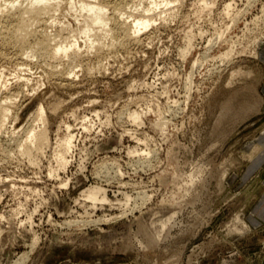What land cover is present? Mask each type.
Segmentation results:
<instances>
[{
  "label": "rangeland",
  "instance_id": "1",
  "mask_svg": "<svg viewBox=\"0 0 264 264\" xmlns=\"http://www.w3.org/2000/svg\"><path fill=\"white\" fill-rule=\"evenodd\" d=\"M56 1L26 47L0 17V103L15 105L0 129V264H264V181L245 177L264 130V0H98L114 18L100 42L78 33L86 4ZM121 11L155 22L132 37ZM45 36L79 51L25 55ZM43 128L31 162L21 144Z\"/></svg>",
  "mask_w": 264,
  "mask_h": 264
},
{
  "label": "bare ground",
  "instance_id": "2",
  "mask_svg": "<svg viewBox=\"0 0 264 264\" xmlns=\"http://www.w3.org/2000/svg\"><path fill=\"white\" fill-rule=\"evenodd\" d=\"M5 1L6 0L3 1L4 3L0 2V17L6 16L5 19H7V17H8V18L14 19L16 21V22L14 21L15 22L14 28H12V30H10V29L9 30L13 34V36H12L10 33V35L14 38V39L12 38V40H14L16 42V45H19L20 47H24L26 45V41L29 42V40H27V39H29L30 36L34 35L35 32H37V30L34 29L35 24H39V22L43 19L44 16L45 17L47 15H51V17L54 16V15H52V12L53 11L55 12L57 9H59V6H60L59 1L53 2V0H24V1L23 0H11L12 2H10L9 4L7 3L8 0L6 2ZM81 1L84 5L86 4L84 7L87 9L85 10V14H84L85 19L83 20L84 21L83 26H82L83 30H82V32L81 31H79V32L77 31V32L84 35L86 42H87V40H90L92 36L95 37L93 39H95L97 42H100L99 40H101V39H99V38H101L100 36L102 34L112 31V28H109V25H110L109 23L114 18L110 17L106 13V7H105L104 3H101L98 0H81ZM162 1L163 0H161V2ZM164 1L166 3L171 4V2L169 0H164ZM176 1H178V0H176ZM156 2L157 3L154 2L155 4H153V3L152 4L153 5L158 4V1H156ZM162 3H164V2H162ZM119 8L120 7H118V9ZM121 8H120V10H122ZM231 8H232L231 3L226 5L225 11L227 14H230ZM115 11L118 13L116 8H115ZM148 11H150V10H148ZM56 12L58 14V11H56ZM121 14L124 16L127 15V13H124L122 11H121ZM47 17H50V16H47ZM116 19H118V18H116ZM130 19H132V20H130ZM154 22H155V19L152 16H147V15L146 16L145 15L144 16H141V15L135 16L134 14H129V15H127V17H124L123 22H120V30H123L124 34L126 33V35L128 34V35L133 37L135 35H139L141 32L148 29L150 26H152L154 24ZM48 24H50V23H48ZM64 26H63V28H66ZM117 26H118V24H117ZM42 29H44V28H42ZM113 33H114V31H113ZM223 35H224V33L220 34V38H222ZM135 37H137V36H135ZM43 38L44 39H42L40 41L37 39L39 42L38 43L35 42L36 43L35 47L34 48L32 47L33 49H30L32 52L30 51L29 53H31V54L28 53L25 55H28L30 57V55H34L37 53L40 54L41 51H44V52H49L51 54V56H53L55 59L58 56H63V55L66 57L69 56L70 51H72L74 53L76 51H79V46L77 43H75V44L73 43V45L69 44L70 46H68L66 44L65 45L62 44V41H61L60 43L57 42L54 44L53 42L56 40L55 38L53 39L49 36H45ZM95 40H94V42H95ZM135 40H137V39L135 38ZM94 42H93V45H90V47H92V48L97 47L96 44H94ZM98 44L100 45V43H98ZM31 46H29V47H31ZM189 47H190V42L188 44L187 50L189 49ZM98 50H100V48ZM185 52L186 51L184 50V53ZM76 54H78V53H76ZM234 54L239 55L240 52H238V50H236V48L231 45L230 48L227 49L225 52L223 51V53H221L220 56L223 60H229V59H231V57L233 58ZM44 55H46V53ZM73 57H75V56H73ZM3 100H4L3 101L4 103L3 102L0 103V129L4 125V122L6 121V119L9 118L10 113H11V108L14 105L12 98L9 95L5 96V99H3ZM44 112H45V110L43 107L39 108L38 115L40 116L41 120H44ZM129 115L136 123L140 122L141 116L137 112H133V113L131 112V114H129ZM67 130H69V129H67ZM72 140H73V136H72V134H69L63 141H61L60 147H58V148H62L61 151H58V152H60V155L58 156L59 161L62 162V164L66 162L64 150L66 151V150L70 149V145L72 143ZM47 145H48V134H47L46 128H43L39 132H36L32 136H30L24 144H21V150L23 153L28 155L31 162H33V161L35 162L37 153L42 151L43 148H45ZM100 192H101V189L95 187V188L89 189L86 192V196L89 199L93 200V202L98 201L100 199L99 198V194H101ZM102 196H103V198L101 200L106 201L107 197L104 195H102Z\"/></svg>",
  "mask_w": 264,
  "mask_h": 264
},
{
  "label": "crops",
  "instance_id": "3",
  "mask_svg": "<svg viewBox=\"0 0 264 264\" xmlns=\"http://www.w3.org/2000/svg\"><path fill=\"white\" fill-rule=\"evenodd\" d=\"M260 55L264 58V51H262ZM255 141L256 145L259 147V150L254 154V158L250 161L249 167L245 173L247 176L245 177H247L249 180L260 179L264 181V130H262L257 135ZM256 216L259 217V215Z\"/></svg>",
  "mask_w": 264,
  "mask_h": 264
}]
</instances>
